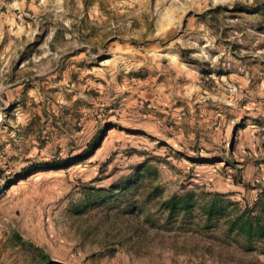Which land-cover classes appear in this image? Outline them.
Masks as SVG:
<instances>
[{"label":"rangeland","instance_id":"374dc122","mask_svg":"<svg viewBox=\"0 0 264 264\" xmlns=\"http://www.w3.org/2000/svg\"><path fill=\"white\" fill-rule=\"evenodd\" d=\"M0 187V264H264L163 206L264 207V0H0Z\"/></svg>","mask_w":264,"mask_h":264},{"label":"trees","instance_id":"16d2710c","mask_svg":"<svg viewBox=\"0 0 264 264\" xmlns=\"http://www.w3.org/2000/svg\"><path fill=\"white\" fill-rule=\"evenodd\" d=\"M93 148V147H92ZM91 148V149H92ZM58 166V165H53ZM164 208L170 216L181 213L185 216L191 214L194 206L198 207L203 222L208 226L210 223L223 221L226 227V234L242 238L246 243L261 241L264 239V207L254 215L253 208L246 207L240 213L230 212L225 206L215 200L196 202L189 194L172 197L163 203ZM18 244L27 247L32 253L39 254L40 249L32 244L22 241L21 237L15 235Z\"/></svg>","mask_w":264,"mask_h":264},{"label":"built area","instance_id":"2783aa9c","mask_svg":"<svg viewBox=\"0 0 264 264\" xmlns=\"http://www.w3.org/2000/svg\"><path fill=\"white\" fill-rule=\"evenodd\" d=\"M1 192H2V189H1V187H0V194H1Z\"/></svg>","mask_w":264,"mask_h":264}]
</instances>
